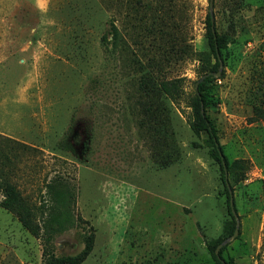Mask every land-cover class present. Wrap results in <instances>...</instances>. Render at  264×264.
I'll return each mask as SVG.
<instances>
[{
	"label": "rangeland",
	"instance_id": "rangeland-1",
	"mask_svg": "<svg viewBox=\"0 0 264 264\" xmlns=\"http://www.w3.org/2000/svg\"><path fill=\"white\" fill-rule=\"evenodd\" d=\"M208 12L209 0H0V135L37 150L15 182L38 206L62 176L87 222L55 235L54 255H77L92 227L82 264H218L206 244L238 222L217 254L264 264V122L252 115L264 104V0H213L227 44L205 90L233 221L220 163L188 124L214 64ZM177 78L184 93L172 102L159 86ZM42 245L0 208V264H42Z\"/></svg>",
	"mask_w": 264,
	"mask_h": 264
},
{
	"label": "trees",
	"instance_id": "trees-1",
	"mask_svg": "<svg viewBox=\"0 0 264 264\" xmlns=\"http://www.w3.org/2000/svg\"><path fill=\"white\" fill-rule=\"evenodd\" d=\"M205 29L214 64L203 71L204 79L198 82L196 88L194 87V93L189 98L187 107L190 109V120L188 124L196 137L201 134L205 135L207 147L216 161L220 163L223 172L227 210L233 221L235 217L229 209V191L232 193V187L229 186L226 179L230 165L223 154L215 125L208 116L207 108L211 101L208 92L205 90L206 84L213 80V75L218 72L220 63L222 64L221 51L226 48L227 43L224 36H219L216 33L214 19L210 12L206 14ZM109 31L112 41L115 42L118 37L116 27L111 24ZM101 44L103 47L109 44L106 36L101 38ZM159 89L172 102H178L184 93L183 79L162 81ZM252 115L254 120L264 122V104L254 106ZM60 146L63 150H71V146L67 142L61 143ZM36 151L34 147L0 135V208L15 217L29 235L42 240V264H82L93 249L94 231L92 227H88V231L84 234L83 249L77 255L58 257L54 255L51 248V242L55 235L72 229L81 222L87 223L86 221L83 222L82 218L74 212L76 195L73 186L62 176H54L45 183L44 194L40 195L41 203L37 206L36 203L31 202L22 194L15 182L19 171L18 164L21 159L34 156ZM220 155L223 156L222 159ZM234 229L233 225L226 229L221 236L206 244L208 251L218 264L225 263L222 262L221 251L216 254L215 250L225 238L233 234ZM227 264H234V262L229 260Z\"/></svg>",
	"mask_w": 264,
	"mask_h": 264
},
{
	"label": "water",
	"instance_id": "water-1",
	"mask_svg": "<svg viewBox=\"0 0 264 264\" xmlns=\"http://www.w3.org/2000/svg\"><path fill=\"white\" fill-rule=\"evenodd\" d=\"M212 8H213V0H209V12H210V14L212 15ZM221 67H222V64L220 63V67H219V69H221ZM219 74H220V72L218 71L216 74H215V76H219ZM197 87V83L195 84V88ZM222 155H220V158L222 159ZM222 165H223V168H224V170H225V166H224V162L222 161ZM229 209H230V212H231V214L236 218V216H237V214H236V212H235V210H234V203H233V195H232V193L229 191ZM237 234H238V222H237V224H236V227H235V229H234V232H233V234H232V236H231V239H234L236 236H237ZM221 247V245H219L217 248H216V250H215V253L217 254V252H218V249Z\"/></svg>",
	"mask_w": 264,
	"mask_h": 264
}]
</instances>
